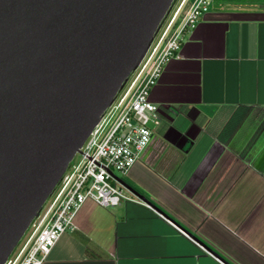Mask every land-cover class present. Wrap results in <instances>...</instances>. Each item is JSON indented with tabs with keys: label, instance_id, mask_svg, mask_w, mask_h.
Instances as JSON below:
<instances>
[{
	"label": "crops",
	"instance_id": "crops-1",
	"mask_svg": "<svg viewBox=\"0 0 264 264\" xmlns=\"http://www.w3.org/2000/svg\"><path fill=\"white\" fill-rule=\"evenodd\" d=\"M149 98L150 141L116 176L174 221L86 200L42 264H264V0H213Z\"/></svg>",
	"mask_w": 264,
	"mask_h": 264
},
{
	"label": "water",
	"instance_id": "water-1",
	"mask_svg": "<svg viewBox=\"0 0 264 264\" xmlns=\"http://www.w3.org/2000/svg\"><path fill=\"white\" fill-rule=\"evenodd\" d=\"M174 2L0 0V264L140 65Z\"/></svg>",
	"mask_w": 264,
	"mask_h": 264
},
{
	"label": "built area",
	"instance_id": "built-area-1",
	"mask_svg": "<svg viewBox=\"0 0 264 264\" xmlns=\"http://www.w3.org/2000/svg\"><path fill=\"white\" fill-rule=\"evenodd\" d=\"M212 2L192 0L186 6L187 0H175L140 65L84 142L79 160L76 155L29 226L30 234L5 264H42L60 236L76 228L75 216L86 200L104 208L126 201L148 205L126 191L115 172L125 174L147 147L150 123L158 117L151 89L179 51L184 33L197 25Z\"/></svg>",
	"mask_w": 264,
	"mask_h": 264
},
{
	"label": "rangeland",
	"instance_id": "rangeland-1",
	"mask_svg": "<svg viewBox=\"0 0 264 264\" xmlns=\"http://www.w3.org/2000/svg\"><path fill=\"white\" fill-rule=\"evenodd\" d=\"M188 1H189V0H188ZM188 1H187V2H188ZM150 127H151V123H150ZM75 159H76V160H79V156L77 155ZM115 175L120 176L121 174L118 173V172H115ZM30 232H31V230H27V231L25 232L23 238L20 240V245L26 240V238L28 237V235L30 234ZM17 250H18V249L16 248L14 253H16Z\"/></svg>",
	"mask_w": 264,
	"mask_h": 264
}]
</instances>
